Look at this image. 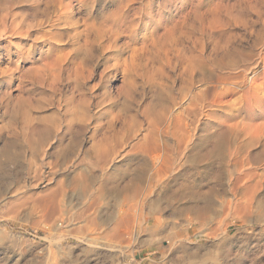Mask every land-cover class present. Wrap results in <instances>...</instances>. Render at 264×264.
<instances>
[{"label": "rangeland", "instance_id": "374dc122", "mask_svg": "<svg viewBox=\"0 0 264 264\" xmlns=\"http://www.w3.org/2000/svg\"><path fill=\"white\" fill-rule=\"evenodd\" d=\"M64 1L0 0V264H264V207H217L210 221L197 224L184 209L188 197L176 192L187 183L172 180L187 164L190 147L171 156V170L157 177L147 196L149 162L132 145L148 130L153 113L167 106L168 115H180L191 94L210 93L208 87L227 69L238 73L249 66L247 77L256 71L264 0H135L129 6L127 0ZM145 40L153 41L146 51L140 49ZM215 40L229 45L230 52L238 47L242 58L230 62L226 57L219 64ZM85 44L88 56L78 54ZM197 56L199 69L188 72L186 65ZM41 66L47 69L42 72ZM150 70L159 75L154 83L162 79L164 94L147 79ZM126 83L132 90L124 97ZM191 112L195 139L214 123L199 120L195 108ZM85 175L93 183L86 195L74 189L75 180ZM133 181L143 188L134 197L114 189ZM165 183L174 193H164ZM255 198L264 201L262 194Z\"/></svg>", "mask_w": 264, "mask_h": 264}, {"label": "bare ground", "instance_id": "6f19581e", "mask_svg": "<svg viewBox=\"0 0 264 264\" xmlns=\"http://www.w3.org/2000/svg\"><path fill=\"white\" fill-rule=\"evenodd\" d=\"M78 1H79V3L80 2L85 3V1H88V0H78ZM134 1L135 0H127L124 2V4H125V6H129ZM121 2H122V0H121ZM60 3H62V2H60ZM69 3H67V6L69 5ZM64 5H66V4H64ZM121 7L122 6H120V8ZM136 7H137V5H136ZM123 8H124V6H123ZM129 8H131V7H129ZM261 9H263V8H261ZM121 12H125V10L121 11ZM69 13H71V12H69ZM114 14H113V16H114ZM125 14L126 13H124L122 15H125ZM229 14H230V12H229ZM234 17L235 16H233V18ZM111 18L109 20H111ZM116 18L118 19V17H116ZM216 18H217V16H216ZM238 18H240V17H238ZM122 19H124V18H122ZM118 20H120V19H118ZM107 21H106V23H107ZM212 21L214 22V20H212ZM218 22L219 21L217 20V23ZM102 23H101V25H102ZM204 23H206V22H204ZM214 23H216V22H214ZM92 24H94V23H92ZM92 24H90L89 26H93ZM99 24H98V26H101ZM114 24H115V21H114ZM95 25L96 24H94V27H95ZM222 26L224 28L223 24H222ZM262 26H263V24H262ZM174 27H175V24L172 25L171 28H164L163 36H167L170 31H173L172 29ZM86 29H88V28H86ZM100 29H102V27H100ZM107 29H109L108 25H107ZM210 29H212V28L209 27V30ZM218 29H219V26H218ZM89 30H90V28H89ZM93 30H94V28H93ZM95 30H97L96 27H95ZM98 30H99V28H98ZM212 31H213V29L211 30V32ZM215 31L217 32V30H215ZM223 31L225 32V30H223ZM111 34H112V32H111ZM261 34H264V33H261ZM96 36L100 37V35H98V32H97ZM109 36H111V35L109 34ZM115 37H117V36L115 35ZM157 37H158V33H155V39H153V40H156ZM215 37H217V36H215ZM230 37H232V36H230ZM262 37H264V35H262ZM209 38L211 39V37H209ZM86 40H88V39H86ZM146 40H145V42H142L140 44L141 50L146 49L149 45L151 47L153 46V41L151 43H147ZM216 40L218 41V39H216ZM262 40H263V38H262ZM143 41H144V39H143ZM86 42L88 43V41H86ZM230 42H231V40H230ZM217 43H219V42H217ZM94 44H95V42H94ZM125 44L128 45L129 41ZM221 44H223V43H221ZM221 44H220V50H219L220 52L219 53L222 55L220 57L222 59L218 61L219 64H222L223 63L222 60L226 59V57H227V60L229 59L230 62H234L236 59H239L240 56L242 55L241 54L242 52L239 51L240 49L238 51H236L238 47L236 48V50L234 49L235 50L234 52H230L228 49L229 48L228 44H227L228 46H226L225 44H224V46L222 45L223 47L221 46ZM232 44H233V42H232ZM258 44L260 47V48L257 47L258 52L255 54L254 57L252 55V57L254 58V60L252 59L254 66L252 64H251V66H253L252 67L253 69H256V71L254 70L252 75H250L249 77H247L248 75L246 76V70L249 68V66H248V68L246 67L247 69L246 68L242 69L240 66V69H242V70L238 73H233L232 71H230V69H227V70L225 69L226 70L225 74L218 75L217 78L215 79V81L213 80L214 82L212 84L210 82L211 86L208 87V90H209L208 92H210V93H203V94L195 96V97H193L192 94L191 95L190 94L185 95V96L190 95L189 99L191 102L188 105V108L181 110L180 115H178V114L177 115H168L167 111L169 108H167V106L162 108L163 113H161V112H160V114H154L153 113V115H151V117H152L151 124H150L149 128L147 127L148 130L145 128L146 129L145 133L142 134L139 138H137V141L135 142V144H132L133 148H135L139 153H144L145 157L147 158V160L149 162L148 167H147V173H146L145 169L143 172V175L146 173L145 174V180H144V184H146V185H144V194L147 196L151 193L152 187L157 186V183L160 181L159 178H157V177L164 176L166 174V172L170 169L171 156L173 154L175 155V152H177V150H180L183 148L182 150L184 152H186V150H188V148L190 147L187 158H186L187 164L185 163L186 165L183 167L180 166L178 173L176 174V176L174 178H172V180L175 183V185L178 184V183L176 184V182L178 180H180L181 178H184V181L187 183L186 185L184 183V185H180V186L176 187V192H181L183 197L184 196L188 197V200L184 201V202H186V204H185L186 207H184V209H185V211L187 210L190 213V215L193 214L194 218L196 219L197 224H205V222L210 221L209 219H211V218H209V215L214 214V212L217 210V207H219V209H221V210L232 209L233 211L235 209L236 210L237 209H242V210L251 209L252 210V207L254 208V205L256 208L258 207V209L261 207L263 209V207H264V201L263 200H258L255 202V200H256L255 197L257 194H259V196H260V194H262V196L264 197V183H262L264 181V41L258 40ZM93 46H95V45H92V47ZM131 46H132V44H131ZM137 46H138L137 43H135L136 48H133V49H137L138 48ZM235 46L233 45L234 48H235ZM255 46H256V43H255L254 47ZM89 47H90V45H88V44L83 45L82 47H80L78 49V54L82 53L83 56H88L90 53ZM215 47H216V45H215ZM140 49L137 51L140 52ZM217 49H218V46H217ZM74 50H76V48ZM147 50H149V49L147 48ZM150 50H152V49H150ZM215 50L216 49H214V51ZM232 50H233V48H232ZM144 51H146V50H144ZM242 51H243V49H242ZM255 51H256V49H255ZM244 52H245V50H244ZM249 53H250L249 55L251 56V54H253L254 52L251 53V51H250ZM134 54L137 55L138 53L137 54L134 53ZM214 55H216V54H214ZM193 56H195V55H193ZM198 56L193 58V59L191 58L189 60L188 64L186 65L187 66L186 70L188 72L192 71V70H196V68L199 69V62H201V59L198 58ZM247 57L249 58V56H247ZM141 58H142V56L140 57V59ZM143 58H144V56H143ZM147 58H148V56H147ZM201 58H203V57H201ZM215 58H216V56H215ZM241 58H242V56H241ZM65 60H66V58L64 59V61ZM83 60H85V59H83ZM213 60H214V58H213ZM244 60L246 62V59H244ZM148 61L149 60H147V63H148ZM242 61H243V59L241 60V62ZM141 62H143V61L141 60ZM218 63H215V65H217ZM126 64H127V62H126ZM133 64L136 65L137 63L132 62V65ZM42 66H43V64H42ZM42 66H41V69H42ZM50 66H52V63H51V65L49 63V67H47V68H49L48 69L49 73L51 70ZM138 66H140V65H138ZM219 66L221 67V65H219ZM77 67L79 68V65ZM126 67L129 68L130 66L128 65ZM141 67H139V68H141ZM217 67H218V65H217ZM242 67H243V65H242ZM44 69H42V72ZM38 70H39V68H38ZM79 71H76V72H79ZM203 71H205V70H203ZM247 71H249V70H247ZM76 72H75V74H76ZM133 72L138 73L135 70ZM148 72H150V73L149 74L147 73L148 74L147 79L152 82V86H153L154 90L156 92L157 91L160 92V94H161L162 93L161 89L165 88L163 86L164 84L163 85L158 84L159 82L162 81V79H160L161 77L159 78L161 81L157 80L159 82L154 83L153 82L155 80L154 76H155V78H157L156 76L158 75V73L156 72V75L153 76V74H155V72L151 73V70ZM213 72H215V71H213ZM40 73H41V71H39V77L41 76ZM45 73H42V75ZM87 74H89V72ZM216 74H217V72H216ZM45 75H43V76H45ZM77 75H76V77H77ZM68 76H69V74H68ZM189 76H191V75H189ZM69 77H72V75H70ZM74 77H75V75H74ZM158 77H159V75H158ZM149 81H148V83H149ZM126 82H128V81H126ZM161 83H163V82H161ZM129 84L126 83L125 85L121 86V88L123 87L122 88V94L124 97H126L128 94L131 93L130 91L132 89H130V86L132 83H129ZM149 86H151V84ZM167 91H168V89H167ZM186 91H188V90H186ZM200 91L201 90H199V92ZM203 91H205V90H203ZM154 93L152 92V94H154ZM162 94H164V93H162ZM165 94H166V92H165ZM184 94H186V93H184ZM194 94H195V92H194ZM128 96H130V95H128ZM162 96L163 95H161L160 97H162ZM157 97H158V95H157ZM187 98L185 99V97H184L185 101L187 100ZM155 99L153 101L154 103H156ZM150 101H152V100L150 99ZM162 101L163 100H160L159 102H160V104H163V106H164L165 102L164 101L162 102ZM151 103L152 102L149 103V106L147 104L148 109L151 108V105H150ZM170 103L171 102H169V104ZM188 103H189V101H188ZM156 104H155V106H156ZM182 104H183V102H182ZM190 106H192V108H190ZM193 107L195 108L196 112H198V114L200 116L199 120L203 119L201 117H204L205 119L211 120L214 123V125L212 124L213 126H209L210 124L205 125V127H203V129L200 131L199 135L195 139H194V137H195L194 133L196 131L194 132V130L196 128L194 129L192 127L193 124L191 123L195 119V117H194V119L191 118L192 121H189V116H190L189 112L191 111V109L193 112V109H194ZM156 108L159 109V106H156ZM171 109H173V108H171ZM173 112H175V111L173 110ZM173 112H172V114H173ZM178 113H180V112H178ZM149 118H150V116L148 117V119ZM194 123H195V121H194ZM194 126H195V124H194ZM142 130H144V129H142ZM133 140H134V138H133ZM97 158H99V157H97ZM98 166H101V165L99 164ZM105 166L107 167V164ZM172 170H173V168H172ZM175 171H177V170H175ZM80 176H81V173H80ZM190 178L192 180H189ZM78 179L75 180L74 189L75 190L79 189L85 195L88 192L91 193L89 191L91 189L90 187L93 184V183H91V178H89L88 176L85 175V176H83L82 180L80 179L81 181ZM139 183H140V181L139 182L133 181V183L131 185L126 184L122 187H115L114 189H116L117 191L120 190L119 192H117L120 194L123 192H127L130 194V192H131V196L134 197L143 191V188L141 187V185ZM262 184H263V186H262ZM172 186H174V185H172ZM91 190H93V188ZM162 190L164 191L165 194H168L169 192L174 193V191H175V189H173L171 187V185L170 186L166 185V183L164 185H162ZM172 190H174V191H172ZM139 199H141V198H139ZM157 201H158L157 203H159V200H157ZM139 203L140 202H138V204ZM160 203H162V202H160ZM90 205H88L87 210H90V208H91ZM154 205H155V203H153V206ZM242 210H241V212H242ZM150 212L151 213L154 212V207H152L150 209ZM236 212H239V211H236ZM217 213H219V211ZM125 220H126L125 218H122L118 222L123 223Z\"/></svg>", "mask_w": 264, "mask_h": 264}]
</instances>
